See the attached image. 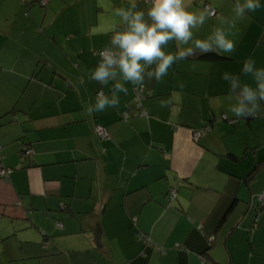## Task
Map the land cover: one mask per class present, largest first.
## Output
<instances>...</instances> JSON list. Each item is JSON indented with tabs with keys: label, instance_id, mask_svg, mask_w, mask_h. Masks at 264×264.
<instances>
[{
	"label": "crops",
	"instance_id": "obj_1",
	"mask_svg": "<svg viewBox=\"0 0 264 264\" xmlns=\"http://www.w3.org/2000/svg\"><path fill=\"white\" fill-rule=\"evenodd\" d=\"M41 2L0 0V167L9 169L0 171V264H264V208L248 210L264 193V101L237 119L222 79L255 87L243 67L252 59L264 68V0L229 33L234 52H197L159 80L146 77L145 115L129 82L117 107L91 117L87 105L117 82L88 76L119 18L98 0ZM186 4L217 11L193 29L203 40L235 0ZM165 51L176 53V42Z\"/></svg>",
	"mask_w": 264,
	"mask_h": 264
},
{
	"label": "clouds",
	"instance_id": "obj_2",
	"mask_svg": "<svg viewBox=\"0 0 264 264\" xmlns=\"http://www.w3.org/2000/svg\"><path fill=\"white\" fill-rule=\"evenodd\" d=\"M128 3L127 8L113 7L110 0L107 3L98 0L100 7L110 10L112 16L119 20L109 27L111 45L99 52L100 61L88 78L101 84H107L110 80L117 82L110 97L103 91L97 92L95 104L90 103L85 109L89 117L93 113L117 107L120 102L117 94L128 92L126 83L140 87L144 85L146 77L159 80L167 75L178 60L197 52H234L236 43L229 33L246 13L261 7L260 0H235L230 18L221 17V26L215 27L206 39L193 40V29L203 26L207 18L216 15L214 10L189 11L186 0H145L150 5L146 12L138 8L137 0H128ZM170 41L176 42V53L165 51ZM190 43L193 46L180 47ZM150 68L152 70L149 71ZM243 72L253 78L255 87L242 84L239 77L228 72L222 75V79L230 84L231 94L235 96V103L229 110L237 119L255 116L261 110L260 102L264 101V68H256L254 60L248 59L244 62ZM80 83H84L83 78ZM170 103L171 100H163L161 106L167 107Z\"/></svg>",
	"mask_w": 264,
	"mask_h": 264
},
{
	"label": "built area",
	"instance_id": "obj_3",
	"mask_svg": "<svg viewBox=\"0 0 264 264\" xmlns=\"http://www.w3.org/2000/svg\"><path fill=\"white\" fill-rule=\"evenodd\" d=\"M47 1L48 0H42L41 3L43 5H45L47 3ZM204 7H205V9H209L210 11L211 10H214L215 13L217 14L216 9L213 8V7H211V5L206 4ZM100 91H102V90H100ZM144 93H145V88L143 86H140V87L136 86L135 87V89H134V96H133V107L137 108V110L139 111L138 113L140 115H145L144 111L141 109L142 108V98L144 97ZM124 117L125 118H128L129 117V114L128 113H124ZM206 128L208 130L211 129L210 126H208ZM96 131H97L98 135L102 139H108L110 137V134H109L107 128L104 127V126H101V125L97 126L96 127ZM201 134H202V130H195L194 131V138L196 140H198L200 138ZM0 148H1V146H0ZM31 151L32 150L28 146H25L24 147V152L26 154H31ZM0 171H1V175L7 176L8 175V172H9V169H0ZM170 194H171L172 197H174L176 195L175 190H171ZM260 201L264 204V193H262L261 198H260ZM140 238L141 239H144L145 237L143 235H140Z\"/></svg>",
	"mask_w": 264,
	"mask_h": 264
},
{
	"label": "trees",
	"instance_id": "obj_4",
	"mask_svg": "<svg viewBox=\"0 0 264 264\" xmlns=\"http://www.w3.org/2000/svg\"><path fill=\"white\" fill-rule=\"evenodd\" d=\"M197 55V54H196ZM198 56L201 57V58H205V59H210V60H217V59H220V58H223L222 55H220L218 52L216 51H212V52H209V53H206V54H200L198 53ZM24 150V149H23ZM24 152V151H23ZM0 165H1V160H0ZM1 169V167H0ZM5 177V175H2Z\"/></svg>",
	"mask_w": 264,
	"mask_h": 264
},
{
	"label": "water",
	"instance_id": "obj_5",
	"mask_svg": "<svg viewBox=\"0 0 264 264\" xmlns=\"http://www.w3.org/2000/svg\"><path fill=\"white\" fill-rule=\"evenodd\" d=\"M252 208H258V209H261V208H264V204L259 200V202L256 204L253 202L249 204V207H248V210L252 209Z\"/></svg>",
	"mask_w": 264,
	"mask_h": 264
},
{
	"label": "rangeland",
	"instance_id": "obj_6",
	"mask_svg": "<svg viewBox=\"0 0 264 264\" xmlns=\"http://www.w3.org/2000/svg\"><path fill=\"white\" fill-rule=\"evenodd\" d=\"M258 199H260V197H259ZM258 202H259V201H258ZM258 202H257V203H258ZM254 211H258V208H256ZM255 213H256V212H255Z\"/></svg>",
	"mask_w": 264,
	"mask_h": 264
}]
</instances>
